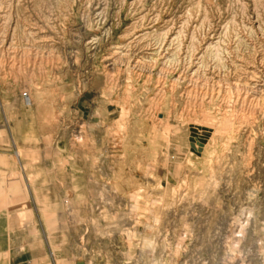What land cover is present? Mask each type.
I'll return each instance as SVG.
<instances>
[{"label": "rangeland", "instance_id": "rangeland-1", "mask_svg": "<svg viewBox=\"0 0 264 264\" xmlns=\"http://www.w3.org/2000/svg\"><path fill=\"white\" fill-rule=\"evenodd\" d=\"M141 32L154 55L105 66ZM38 237L85 264H264V0H0V264Z\"/></svg>", "mask_w": 264, "mask_h": 264}, {"label": "crops", "instance_id": "crops-1", "mask_svg": "<svg viewBox=\"0 0 264 264\" xmlns=\"http://www.w3.org/2000/svg\"><path fill=\"white\" fill-rule=\"evenodd\" d=\"M60 174L61 176L59 180L62 181L64 180L67 183L68 171L62 169ZM54 177H57L55 173H54ZM41 198L44 199L45 196L42 195ZM40 210L42 209H38V208L33 209V211L36 213L37 216L36 218L38 222H40L39 216L40 214H42V211ZM24 211H26L25 207L16 210L15 214L23 213ZM62 229L68 230L67 226ZM8 247H9V251L11 252L10 253L11 258L9 259V264H85L86 263V259L84 258V256L78 253H63V254L54 253V251L51 249L52 243L46 241L43 238L40 239L39 237L33 241L25 240L22 242H15V240H12V243L8 244Z\"/></svg>", "mask_w": 264, "mask_h": 264}, {"label": "bare ground", "instance_id": "bare-ground-1", "mask_svg": "<svg viewBox=\"0 0 264 264\" xmlns=\"http://www.w3.org/2000/svg\"><path fill=\"white\" fill-rule=\"evenodd\" d=\"M17 1V0H16ZM21 15V14H20ZM7 16V15H6ZM143 18V17H142ZM6 24V23H5ZM30 25V24H29ZM24 32V31H23ZM223 32V31H222ZM216 34V33H215ZM145 35L144 32H141V33H136V35L134 36L133 39H131V41H129L128 43V46H129V49H124V46L120 45L118 47H115L113 50L110 49V51L105 54L104 56V61H105V66H110L111 68H114L116 67L118 64L116 62V56H126V59H127V64L128 65H131L132 64V67H140L141 63H142V60L145 59L147 56H150L152 55L153 53H144L143 50H138L135 48V46L132 47V44L135 43V41L141 37H143ZM213 34L211 33V36L209 35V39L212 40L213 39ZM218 39V38H217ZM4 40V39H3ZM213 42V41H212ZM213 44V43H212ZM211 44V45H212ZM214 45V44H213ZM207 46H210V42L208 43ZM13 47V46H12ZM215 49V48H214ZM157 51V50H156ZM219 53V52H218ZM150 54V55H149ZM162 54V53H161ZM160 54V51L158 50L157 51V56H161ZM154 55V54H153ZM156 55V54H155ZM225 55V54H224ZM36 57V56H35ZM50 57V56H49ZM59 57V56H58ZM162 57V56H161ZM27 59V58H25ZM60 59V57H59ZM52 60V59H51ZM55 60V59H54ZM199 60V59H198ZM219 61V60H218ZM109 62V63H107ZM46 63V62H45ZM48 63V62H47ZM26 64V63H25ZM51 64V63H50ZM27 65V64H26ZM160 71V70H159ZM181 73V72H180ZM109 74V73H108ZM214 74V73H213ZM184 76V75H183ZM208 76V75H207ZM179 77V76H178ZM176 78V79H179V78ZM212 78V77H211ZM221 78V77H220ZM195 79V78H194ZM223 79V78H222ZM206 80V79H205ZM208 80V79H207ZM210 80V79H209ZM143 81V80H142ZM207 82V81H206ZM156 83V82H155ZM186 84V83H185ZM188 84V83H187ZM209 86V85H208ZM254 86V84H253ZM252 86V87H253ZM214 87V86H213ZM206 88V87H205ZM255 88V87H254ZM185 89V88H184ZM195 89V88H193ZM218 90V89H217ZM214 92V91H213ZM222 92V91H221ZM211 93V92H210ZM191 94V93H190ZM215 94V93H213ZM211 95V94H209ZM181 96V95H180ZM197 99V98H196ZM185 101V100H184ZM183 108V107H182ZM122 115V114H121ZM127 116V115H126ZM165 122V121H164ZM159 123V122H158ZM123 126V125H121ZM119 130V129H118ZM168 130V129H167ZM73 138V137H72ZM80 138V137H79ZM75 139V138H73ZM182 139V138H181ZM225 139V138H224ZM77 140V139H76ZM181 146V145H180ZM184 146V145H183ZM167 150V149H166ZM229 151V150H228ZM249 159V158H248ZM177 184V183H176ZM213 184V183H212ZM179 187V186H178ZM213 190V189H212ZM171 193V192H170ZM174 195V194H173ZM133 197V195H132ZM136 201V200H135ZM157 203V202H156ZM241 216V215H240ZM239 216V217H240ZM240 221V220H239ZM236 223V222H235ZM244 223V222H243ZM239 228V226H238ZM237 228V229H238ZM239 230V229H238ZM242 232V231H241ZM244 233V232H243Z\"/></svg>", "mask_w": 264, "mask_h": 264}, {"label": "built area", "instance_id": "built-area-1", "mask_svg": "<svg viewBox=\"0 0 264 264\" xmlns=\"http://www.w3.org/2000/svg\"><path fill=\"white\" fill-rule=\"evenodd\" d=\"M257 13H255L254 11V8H252V11L250 12V14L248 15L247 19L249 20V22H252V26L255 25V23H257ZM233 41H231L230 44L233 45ZM229 44V45H230ZM233 51H234V48L232 47H227L226 48V75L229 76V77H232V75L234 74V66L232 65V63L234 62L235 60V57H234V54H233ZM243 56V54L241 55ZM238 62L242 65L243 64V61L240 59L238 60Z\"/></svg>", "mask_w": 264, "mask_h": 264}]
</instances>
